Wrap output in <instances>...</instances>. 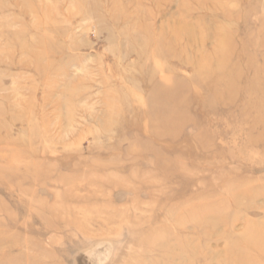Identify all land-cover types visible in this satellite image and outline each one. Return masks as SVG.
<instances>
[{
  "label": "rangeland",
  "instance_id": "374dc122",
  "mask_svg": "<svg viewBox=\"0 0 264 264\" xmlns=\"http://www.w3.org/2000/svg\"><path fill=\"white\" fill-rule=\"evenodd\" d=\"M259 234L264 0H0V264H264Z\"/></svg>",
  "mask_w": 264,
  "mask_h": 264
},
{
  "label": "bare ground",
  "instance_id": "6f19581e",
  "mask_svg": "<svg viewBox=\"0 0 264 264\" xmlns=\"http://www.w3.org/2000/svg\"><path fill=\"white\" fill-rule=\"evenodd\" d=\"M161 88V87H160ZM166 91H167V89H166ZM168 93V92H167ZM150 102V101H149ZM155 102V101H154ZM165 102V101H164ZM168 104V103H167ZM151 106V105H150ZM155 107V106H154ZM260 236H263L264 234H259ZM252 238V239H251ZM244 241L245 240H247V241H245V243H248L249 244V247L250 248H252V249H254V250H261V247H263V243H258V241H255L254 239H253V237H251V236H248L247 237V239H243ZM243 241V242H244ZM159 246V245H158ZM162 246V245H161Z\"/></svg>",
  "mask_w": 264,
  "mask_h": 264
}]
</instances>
